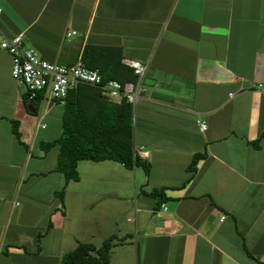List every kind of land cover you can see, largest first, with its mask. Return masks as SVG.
Listing matches in <instances>:
<instances>
[{
	"label": "crops",
	"instance_id": "0c3cea01",
	"mask_svg": "<svg viewBox=\"0 0 264 264\" xmlns=\"http://www.w3.org/2000/svg\"><path fill=\"white\" fill-rule=\"evenodd\" d=\"M17 34L63 65L87 43L147 65L133 133L149 170L80 161L66 181L44 145L63 105L30 113L0 48V264L110 236L106 264H264V0H0V42Z\"/></svg>",
	"mask_w": 264,
	"mask_h": 264
},
{
	"label": "trees",
	"instance_id": "16d2710c",
	"mask_svg": "<svg viewBox=\"0 0 264 264\" xmlns=\"http://www.w3.org/2000/svg\"><path fill=\"white\" fill-rule=\"evenodd\" d=\"M122 57L118 47L90 43L84 45L81 53L83 63L89 68L98 69L104 80L116 79L121 83L135 80L132 69L124 64ZM24 104L30 113L36 114L39 98L29 100L25 93ZM62 105L60 136L44 145L45 148L58 146L56 169L66 181L78 179L80 161H114L128 169L141 166L148 173L149 165L134 154L133 109L129 103L124 100L119 103L108 101L99 88L78 84L68 91ZM17 125L15 122L13 132L19 138ZM261 140H264V133L252 143L258 145ZM197 159L195 155L190 170ZM114 240L110 236L99 247L79 243L62 257L60 264H106Z\"/></svg>",
	"mask_w": 264,
	"mask_h": 264
},
{
	"label": "built area",
	"instance_id": "2783aa9c",
	"mask_svg": "<svg viewBox=\"0 0 264 264\" xmlns=\"http://www.w3.org/2000/svg\"><path fill=\"white\" fill-rule=\"evenodd\" d=\"M75 33L71 31L66 36L69 38ZM0 48L11 56V77L25 86L27 98H39V103L46 108L56 102L63 104L68 91L78 84L95 86L101 90L106 100L116 103L124 100L133 110L142 93L140 81L147 65L136 60L124 63L132 69L135 80L121 83L116 79L104 80L98 69L87 67L81 58L69 65L45 60L34 49L24 46L22 34L4 38L0 42ZM41 127L44 128L45 125ZM199 128L201 131L206 130V123L199 122ZM135 151L141 158L149 156L142 148Z\"/></svg>",
	"mask_w": 264,
	"mask_h": 264
},
{
	"label": "rangeland",
	"instance_id": "374dc122",
	"mask_svg": "<svg viewBox=\"0 0 264 264\" xmlns=\"http://www.w3.org/2000/svg\"><path fill=\"white\" fill-rule=\"evenodd\" d=\"M26 48H28V47H26ZM21 85H22V86H21L22 91L26 93V88H25V86H24L23 84H21ZM40 105H42V104H40ZM40 105H39V106H40ZM57 106L62 107L61 105H57ZM57 106H56V107H57ZM39 109H40L41 112L43 113V112H44V109H45V105L40 106ZM43 122H46V121H43Z\"/></svg>",
	"mask_w": 264,
	"mask_h": 264
}]
</instances>
